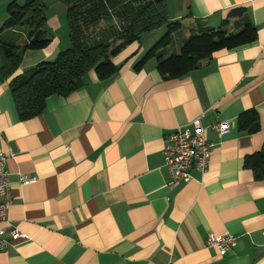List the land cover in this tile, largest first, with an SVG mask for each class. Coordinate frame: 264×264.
<instances>
[{"label":"crops","instance_id":"obj_1","mask_svg":"<svg viewBox=\"0 0 264 264\" xmlns=\"http://www.w3.org/2000/svg\"><path fill=\"white\" fill-rule=\"evenodd\" d=\"M10 1L0 0V37L8 42L2 27ZM42 1L50 42L25 50L14 74L69 44L65 8ZM166 4L168 18L181 25L166 54L202 26H221L237 6L246 9L256 39L163 80L155 59L134 69L157 37L143 33L113 58L115 74L99 79L89 70L77 90L50 95L27 119L18 116L9 79L0 77V151L9 155L10 194L9 222L0 230L6 239L12 227L27 236L0 251V264H264V180L244 165L264 147V0ZM237 26L232 19L226 29ZM249 109L259 125L252 133L237 121ZM198 116L211 143L208 167L174 183L164 166V136ZM224 121L226 132L211 128ZM19 175L35 180L23 184ZM225 232L235 237L225 254L205 245L208 233Z\"/></svg>","mask_w":264,"mask_h":264},{"label":"trees","instance_id":"obj_2","mask_svg":"<svg viewBox=\"0 0 264 264\" xmlns=\"http://www.w3.org/2000/svg\"><path fill=\"white\" fill-rule=\"evenodd\" d=\"M64 3L70 46L58 51L52 60L40 61L19 74L17 70L25 50L46 47L50 38L44 25L46 6L42 0H24L7 4L2 29L12 38L0 37V77L9 79L15 108L20 119L40 114L50 95L67 96L83 84V76L93 70L99 79L117 72L113 58L126 46L138 42L143 33L164 26L163 34L153 42L134 64L138 70L155 59L156 70L163 80L177 79L199 66L201 61L221 49L232 50L253 43L256 28L247 17L246 9L237 6L228 10L222 25L201 27L182 42L177 53L166 54L172 34L181 25L170 20L166 0H59ZM238 22L236 32L226 29L230 20ZM14 29V30H13ZM18 29H22L20 33ZM21 35L25 40L18 44ZM240 130L249 133L259 129L254 109L238 116ZM244 165L264 180V147L244 157Z\"/></svg>","mask_w":264,"mask_h":264},{"label":"built area","instance_id":"obj_3","mask_svg":"<svg viewBox=\"0 0 264 264\" xmlns=\"http://www.w3.org/2000/svg\"><path fill=\"white\" fill-rule=\"evenodd\" d=\"M211 128L219 133L228 130L227 122H215ZM164 166L167 168L172 181L175 183L181 179L190 177L191 169L204 173L209 164L211 154V143L205 136V127L200 117H194L189 125H179L164 136L162 147ZM8 154L0 151V224L8 223V209L10 206V194L8 188V171L6 160ZM34 177L19 175L20 183H29ZM9 239L2 237L0 230V251L6 249L7 245L18 240H26L27 236L17 227L10 229ZM207 247H214L220 255L235 246V237L230 233L214 234L208 233L205 238Z\"/></svg>","mask_w":264,"mask_h":264},{"label":"rangeland","instance_id":"obj_4","mask_svg":"<svg viewBox=\"0 0 264 264\" xmlns=\"http://www.w3.org/2000/svg\"><path fill=\"white\" fill-rule=\"evenodd\" d=\"M169 1V4H171L170 6H172V4H173V0H168ZM56 2H58L59 3V5H61V6H63L65 9H66V7H65V5H64V3L63 2H61V1H56ZM47 7V6H46ZM51 8V7H50ZM53 10H55L56 12L58 11V9H57V7H55V9H53ZM65 21H66V19H65ZM20 31H22V29L20 30V29H18L17 30V32L18 33H20ZM165 31V27L164 26H162V27H159V28H157V29H155V30H152L150 33V35H153V36H157L156 37V39L155 40H157L162 34H163V32ZM145 37H148V36H142V38H144L145 39ZM143 39V40H144ZM69 43V42H68ZM70 46V43L68 44V46L66 47V48H68ZM65 47H64V49H66ZM64 49H62V50H64Z\"/></svg>","mask_w":264,"mask_h":264}]
</instances>
